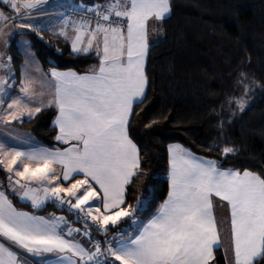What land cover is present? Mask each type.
I'll return each instance as SVG.
<instances>
[{"label":"snow or ice","instance_id":"obj_1","mask_svg":"<svg viewBox=\"0 0 264 264\" xmlns=\"http://www.w3.org/2000/svg\"><path fill=\"white\" fill-rule=\"evenodd\" d=\"M4 2L19 16L31 18L49 0ZM87 11L95 12V26L90 20L73 21L71 47L77 53L95 47L98 69L78 75L53 68L50 79L39 81L40 92L34 87L36 78L24 72L20 95L7 103L4 97L12 85L0 77V107L6 103L0 122L32 120L54 107L56 140L69 147L24 150L0 142V168L8 174L12 192L30 201L33 208L48 201L66 205L107 233L109 225L115 227L124 218L136 224V214L145 203L138 200L132 207L125 201L127 185L141 167L140 151L129 137V117L133 104L145 97L148 22H163L170 15L171 0H109ZM10 19L14 18L0 12V36L5 35L2 25ZM68 23L65 20L59 32L66 39ZM19 27L37 30L28 23ZM5 67L0 64V69ZM46 92L50 98L45 101ZM239 107L243 111L244 104ZM168 152L167 199L147 223L137 226L135 235L120 233L103 251L98 241L92 243V250L73 238L79 228L69 226L65 231V217L46 219L18 211L0 190V264H27L21 253L54 254L56 264H211L215 249L223 246L213 197L226 201L230 208L233 264L264 260V176L222 169L217 161L198 157L180 145L169 146ZM235 152L232 146L222 149L224 156ZM84 227L83 234L90 236L87 219Z\"/></svg>","mask_w":264,"mask_h":264},{"label":"trees","instance_id":"obj_2","mask_svg":"<svg viewBox=\"0 0 264 264\" xmlns=\"http://www.w3.org/2000/svg\"><path fill=\"white\" fill-rule=\"evenodd\" d=\"M87 1L94 5L101 0H74ZM0 7L5 9L2 2ZM19 36L29 40L46 69L86 73L98 64L94 54H75L65 40L46 31ZM145 72V97L134 105L128 128L139 148L141 167L126 188L125 201L134 207L140 195L145 200L136 218H151L168 196L171 144H181L224 168L264 176V0H171L162 33L150 45ZM247 86L249 105L231 115L230 103ZM55 116L56 109L47 108L18 125L44 146L56 148L60 145ZM225 146L236 152L224 156ZM6 179L0 170V180L6 183ZM10 198L15 206L33 210L32 205ZM52 210L70 218L52 203L37 212ZM130 222L126 218L117 225ZM211 264H225L220 249Z\"/></svg>","mask_w":264,"mask_h":264},{"label":"crops","instance_id":"obj_3","mask_svg":"<svg viewBox=\"0 0 264 264\" xmlns=\"http://www.w3.org/2000/svg\"><path fill=\"white\" fill-rule=\"evenodd\" d=\"M89 2L90 1L83 2V3L82 2L81 3H76V4H88L89 5L90 4ZM0 12H3V9L1 7H0ZM60 13L61 12H59V11H54V10H50V9L46 10V11H38L36 13H33L31 18H28V17H25V16H19V17H16L15 19L8 20L7 23L8 24L17 23L18 21H24V22H28L29 23L30 21H36L38 18H41V20H43V18H44V22L48 23L47 27L50 25V27L48 29H47V27L46 28H41V29L36 28L35 24H33V26L37 30L46 31V32H48L49 34H51V35H53L55 37H58V38H61V39L65 40L69 44L70 48L72 49V47H71V38L74 36L73 29H72V22L67 20L69 22L68 23V27L66 28V31H67V34H68V38L67 39L64 36L59 35L61 27H59L55 23H53L54 20H55L56 15L60 14ZM45 20H47V21H45ZM160 25H161L160 21H158V23H157V26H158L157 32L155 33L152 30L151 26L149 27V22H148V33H149L148 39H149V44L150 45L153 44V41L158 39V37L160 36V30H159ZM51 30L53 32H51ZM22 33H24V32L20 33V32H16V30H12L10 32L9 37L6 38L4 45L1 46V48L4 50V52H3V55L0 56V61L3 62V61L7 60L8 56H10L9 50H11V46L13 45V43H17V41L19 39L18 36L20 34H22ZM21 37H23V36H21ZM101 48H102V44H101ZM74 53L75 54H80V55L92 53V54H94L97 57L98 64H96L94 67H92L86 73H79L78 71L73 70V69H59V68H55V69L57 71H74L78 75L89 74L92 70L98 69L99 63H100V57L97 55L95 47L92 50H90L89 52H87V53H85V52H79V53L74 52ZM28 56L29 57L26 58L24 60V62L21 64L22 69L19 70V75H17V73H15V71L13 69L11 71V74L13 73V77L12 76L10 77V78H12L11 81L13 82L14 81L13 78L15 77L16 78L15 79L16 84H15V87H10L9 90H7L8 91V95L4 97L6 103L10 102V97H15V96L20 95V92H19L20 81L23 79L24 72H29L38 81L34 85V87H35L37 92L41 91V87H40L39 81L40 80H48V79H50V71L54 67L46 69V68H44L41 65V63L39 62V60L37 59L36 55L33 53L32 49H31V43H30V53H29ZM147 58H148V56H147ZM22 59H24V58H22ZM146 62H147V60H146ZM37 67H38L39 71L36 70ZM146 89H147V85H146ZM146 89H145V93H146ZM49 98H50V93L46 92V95L44 97L45 101L47 99H49ZM6 103L2 107H0V110L6 109L5 108L6 107ZM137 103H139V102H136V103L133 104V108H134V105L137 104ZM52 108H54V107H52ZM133 108H132V113H133ZM56 116H57V110H56ZM56 116H55V118H56ZM131 117H132V114L129 117V122L131 120ZM25 120H28V118L24 117L22 121H13L11 124H5L3 122H0V142L5 143L6 147H18V148H21V149H24V150H27V148H29L31 146H42L44 148H49V149H64V148L69 147V145L63 144V143H61L59 141H57L59 143V145H60L59 147L50 148V147L44 146L43 144H41L36 139V137L31 132L21 128L18 125V123H21V122H23ZM56 129H57V135H58L59 130H58V128H56ZM29 137L31 138L30 143H27V144L24 143L23 141L26 138H29ZM130 139H131V137H130ZM172 145H180L183 148L188 149L187 147H184L181 144H171L170 146H172ZM198 157H201V156H198ZM202 158H205V157H202ZM205 159H210V158H205ZM210 160H212V159H210ZM218 164H219V166L222 169H230V168L222 167L220 163H218ZM0 170L2 172H4V174H6L8 176V174L2 168H0ZM58 171H59V169H58ZM168 175H169V172H168ZM77 178H82V177H77ZM64 186H68L67 182H65ZM0 190L5 191L6 195L9 196V199H11L10 196H14L19 201H21L23 203H28V204L31 205L30 201L21 200L18 195H16L15 193L12 192L11 188L9 187L8 179H6V183H3V181L0 180ZM51 203H53V202L52 201H48L43 206H41L40 208H33V210H25L23 208L15 206L14 203H13V205L18 211H21V212H27L29 214H32V215H35V216H41V217H44L46 219H51L53 217L63 216V217H65V219L67 221H69L68 215L63 213V212H60L58 210H52V211H49V212L44 213V214H40V213L37 212V211L41 210L42 208H44L46 205H49ZM158 209L156 210L154 215L157 213ZM101 211H103V209H101ZM213 212H214V215H215V218H216V221H217L218 230H219L221 241H222V245H223L222 247H219L217 249L221 250V252L223 254L224 261H225V264H233L234 257H233V252H232V248H231L230 208H229V205L227 204L226 201H222V200H220L217 197H213ZM151 218H149L147 220H141L140 218H138V220H140L141 223H147V221L150 220ZM125 219L126 218H124L120 222L124 221ZM137 226H138V224L134 227V229H136ZM135 234L136 233H134L133 235H135ZM73 238L81 241L86 248L94 250L92 248V243H93L92 239H90L89 237H85V236H83L80 233H73ZM21 255H22L23 258L26 259L27 264H34V263L45 264V262H48V264H56V260H57V257L54 254H48L45 257H34V256L28 255L27 253H21ZM214 256H215V251H214ZM117 264H118V262H117Z\"/></svg>","mask_w":264,"mask_h":264},{"label":"rangeland","instance_id":"obj_4","mask_svg":"<svg viewBox=\"0 0 264 264\" xmlns=\"http://www.w3.org/2000/svg\"><path fill=\"white\" fill-rule=\"evenodd\" d=\"M2 2V4L4 5L3 9V13L7 16V17H13L14 19L16 17H19V15L17 13H15L10 5L7 2H4V0H0ZM81 3V2H80ZM76 4L74 2V0H51L49 1L46 5L43 6V8L41 10L38 11H46V10H54V11H59L61 12L60 14H57L55 17V20L53 23H55L57 26L59 27H64V21L67 20L64 14V10L68 9L71 5ZM47 21V20H45ZM8 22V21H7ZM5 23L2 27L4 28V32L5 35L0 36V56L3 55L4 50L1 48V46L4 45L6 38L9 37V34L12 30H16V32H28V31H32L31 29H27V28H20L19 24L21 23H28V22H24V21H18L17 23ZM157 23L158 21L155 20H150L149 21V27L151 26L152 30L156 33L157 32ZM162 23L160 22V34L162 33ZM28 24H35L36 28H46L48 23L44 22V18L43 20H41V18H38L36 21H30ZM50 27V25L47 27V29ZM68 27V25H67ZM51 32H53L51 30ZM18 41L17 43L13 44V49L9 50L10 56L11 57V61H9V59L7 58L6 61H0V64H4L7 65L8 67H5L3 69H0V77H4L7 78L9 80V83L12 85L11 87H15V77L13 78V82L11 81L12 78H10L11 76L13 77V73L11 74L12 69L15 71V73H17V75H19V70L22 69L21 64L24 62V60L26 58H28L29 53H30V42L21 36H18ZM11 51V52H10ZM24 58V59H22ZM10 68V71H9ZM19 77V76H18ZM248 86L246 87V90L243 91V93L238 94L234 100L230 103L231 104V108L233 105V109L231 110V115L235 116L237 114V112H240V107H239V103H243L244 104V109L249 105L250 102V98H249V89L247 90ZM9 90V88L7 89ZM8 92V91H7ZM6 108V107H5ZM243 109V110H244ZM137 223L133 224L132 220L130 222V226L131 227H135L137 224L139 225L141 222L140 220H138V218H136Z\"/></svg>","mask_w":264,"mask_h":264},{"label":"built area","instance_id":"obj_5","mask_svg":"<svg viewBox=\"0 0 264 264\" xmlns=\"http://www.w3.org/2000/svg\"><path fill=\"white\" fill-rule=\"evenodd\" d=\"M108 2L109 0H101L99 3L94 4V5H90V4L89 5L88 4H76L75 5L74 4V5H71L68 9H65L64 14H65L66 19L70 22H73V21L80 22L81 20H90L92 23V26H95V23L97 20L95 12L87 11V9L96 8L97 6H103V5H106ZM52 204L56 206L57 208H59L60 210L66 211L70 216L68 225L62 226L65 228V231L67 230V227L69 226L72 228H79L80 234L85 236L83 234L85 231L84 222H85V219H87V222H88V225L91 231H90V236H85V237H89L90 239H92V242L98 241L101 244L102 251L105 248H107L108 246L107 242L111 241L113 237L118 238L120 233H127L129 235H133L135 233L134 227H131V226L119 227L118 225H116L115 227L109 225V230L107 233L103 231H99L97 230V225L93 224L90 218L83 217V214H80L78 216L75 211H69L66 205L60 206L54 202ZM100 259L103 260L104 257L101 256ZM34 264H37V263H34Z\"/></svg>","mask_w":264,"mask_h":264},{"label":"water","instance_id":"obj_6","mask_svg":"<svg viewBox=\"0 0 264 264\" xmlns=\"http://www.w3.org/2000/svg\"><path fill=\"white\" fill-rule=\"evenodd\" d=\"M141 198H142V196L140 195L139 198H138V200H141ZM138 200H137V201H138ZM136 206H137V202H136V204H135L134 207H136Z\"/></svg>","mask_w":264,"mask_h":264}]
</instances>
